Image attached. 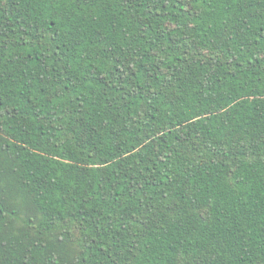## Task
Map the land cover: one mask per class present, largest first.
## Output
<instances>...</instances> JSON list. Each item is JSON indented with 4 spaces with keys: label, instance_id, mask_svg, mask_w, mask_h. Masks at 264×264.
Returning <instances> with one entry per match:
<instances>
[{
    "label": "trees",
    "instance_id": "obj_1",
    "mask_svg": "<svg viewBox=\"0 0 264 264\" xmlns=\"http://www.w3.org/2000/svg\"><path fill=\"white\" fill-rule=\"evenodd\" d=\"M0 264H264V0H0Z\"/></svg>",
    "mask_w": 264,
    "mask_h": 264
}]
</instances>
